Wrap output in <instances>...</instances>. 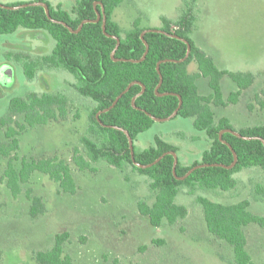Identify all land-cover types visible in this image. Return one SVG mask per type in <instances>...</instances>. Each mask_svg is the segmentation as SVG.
I'll return each mask as SVG.
<instances>
[{
  "label": "rangeland",
  "instance_id": "1",
  "mask_svg": "<svg viewBox=\"0 0 264 264\" xmlns=\"http://www.w3.org/2000/svg\"><path fill=\"white\" fill-rule=\"evenodd\" d=\"M35 1L0 0V4L12 6ZM47 1L68 11L77 2ZM188 7H193L197 16L190 34L194 44L211 56L220 70L255 77L254 84L243 91L237 104L213 107L217 120L230 119L235 131L264 125V105L254 103L264 88V0H124L112 18L124 35L138 18L143 28L161 29L164 20L176 22ZM55 46L52 36L42 30L20 28L13 34L0 35V118L13 99L30 93H63L70 101L66 120L30 128L20 137L19 157L66 160L77 185L76 194L63 193L60 185L47 175L35 173L29 184L22 186L21 194L14 197L3 181L8 160L0 155L2 264H37L34 252L52 249L56 235L65 232L70 238L64 251L72 264H234L233 249L208 232L198 198L224 205L249 201L250 211L264 216V201L257 200L254 192L256 184L264 185V169L251 167L235 173L237 187L230 191L181 187L175 202L187 207V217L174 226L165 223L161 228L153 227L138 210L140 200L152 205L156 199L149 176L135 171L131 165L121 172L100 161L93 164L95 171H80L72 163L75 147L85 155L80 140L86 135L89 114L96 105L75 91L77 78L61 68L39 71L30 81L16 58L6 56L51 55ZM188 70L197 72V63L192 62ZM197 86L203 96L212 93L209 78L199 79ZM221 88L226 100L239 90L229 76L222 79ZM157 138L176 149L182 167L201 162L211 147L206 133L195 128L192 118L177 116L170 121L155 122L138 135L134 140L135 152L142 153L155 146ZM16 165L19 168L20 162ZM29 190L33 196L41 197L46 206V212L36 219L30 215ZM244 231L253 261L264 264V229L251 224ZM156 240L163 243L154 244Z\"/></svg>",
  "mask_w": 264,
  "mask_h": 264
},
{
  "label": "trees",
  "instance_id": "2",
  "mask_svg": "<svg viewBox=\"0 0 264 264\" xmlns=\"http://www.w3.org/2000/svg\"><path fill=\"white\" fill-rule=\"evenodd\" d=\"M97 1L102 2L105 8L107 33L121 40L115 57L129 60L141 59L146 52L141 35L147 30L141 26V19L138 18L132 29L123 35L121 27L112 18L115 9L124 0H77L71 11L65 10L61 5L54 7L47 0L35 2L47 3L53 19L65 22L72 29L77 30L84 20L97 18L94 7ZM97 8L101 9V7ZM188 9L176 22L164 20V27L161 28L168 33H171L174 28L176 35L189 41L191 53L184 62H165L160 65L163 83L159 92L181 96L183 103L178 116L192 118L195 128L206 133L211 147L204 153L201 162L182 167L178 161L176 175L179 177L184 176L199 164L229 166L234 162L233 152L227 144L222 142L220 133L235 129L230 119L217 120L213 107L237 104L243 91L249 89L255 82L252 74L220 70L214 59L194 44L190 34L195 29L197 16L193 13V7ZM20 28L45 31L56 41L51 55L38 57L14 53L6 55L8 58H16L28 80H34L39 71L65 69L77 78V84L73 86L75 91L96 103L89 114L86 135L80 140L86 156L81 153L79 147H75L72 163L80 171H95L93 164L100 161L107 162L121 172L125 171L127 165H131L135 171L149 176L152 180L150 189L156 193V199L152 205L145 200H140L138 210L141 215L149 218L153 227L161 228L165 223L174 226L187 217V207L175 202L181 187L185 186L192 190L199 187L230 191L237 187L235 173L251 167L264 169L263 142L244 140L230 133H225L222 139L230 144L238 155V162L231 170L222 167L201 168L184 181H180L174 175L175 159L171 155H167L159 163L147 169L138 168L133 164L127 135L113 127L127 130L135 140L155 123L147 113L158 118H166L179 107L178 96L159 97L156 94V88L160 83L158 63L164 60L180 61L185 58L188 46L182 40L160 33H147L145 40L149 44V52L143 62H115L111 55L117 46V41L105 35L102 21L85 24L79 33H72L65 26L50 21L43 7L34 6L18 10L0 7V35L13 34ZM192 62L198 65V71L193 74L188 70ZM225 76H229L239 86V90L232 93L227 100L221 88V81ZM203 77L210 80L212 93L209 96H203L198 91L197 81ZM133 82H140L146 87L144 94L136 100L138 109L133 107L132 102L134 97L142 91V86L134 85L113 109L102 113L97 118V114L112 106ZM263 96L264 88L260 94L256 95L254 103L263 107ZM69 102V97L63 93H30L24 98L13 99L7 113L0 118V155L8 160L3 181L14 197L21 194L22 186L29 184L35 173L47 175L60 185L63 193L76 194L77 185L70 164L66 160L58 157L36 160L25 156L20 158L18 155L20 137L30 128L66 120ZM254 103L250 105L251 109ZM238 132L245 137L264 139V125L248 127ZM170 151L176 152V149L161 138H157L155 146L142 153L135 152V158L137 162L148 165ZM16 162H20L19 168ZM254 192L257 200L264 201V185L256 184ZM28 197L31 201V217L36 219L43 215L46 212L43 199L33 196L30 190ZM198 202L203 207L208 232L233 249L234 264H256L247 250L248 238L244 228L257 224L264 229V216L252 213L249 209V201L236 205H224L200 197ZM69 238L68 232L57 234L52 249L34 252L35 262L37 264H72L71 257L64 251ZM153 243L159 244L163 241L156 240ZM2 260L3 253L0 251V264Z\"/></svg>",
  "mask_w": 264,
  "mask_h": 264
},
{
  "label": "water",
  "instance_id": "3",
  "mask_svg": "<svg viewBox=\"0 0 264 264\" xmlns=\"http://www.w3.org/2000/svg\"><path fill=\"white\" fill-rule=\"evenodd\" d=\"M98 5H101V11L97 9V6H98ZM34 6H40V7H43L44 10H45V12H46V14H47V17H48V19H49L50 21H52L53 23L61 24V25L65 26V27H66L70 32H72V33H79L85 24H88V23H99V22L102 20L103 31H104L105 35H106L107 37H109V38H113V39H115V40L117 41V46H116L115 50L112 52V55H111L112 59H113L115 62H120V61H121V62H132V63H141V62H143V61L146 59V57H147V55H148V52H149V44H148L147 41L145 40V35H146L147 33H160V34H164V35H166V36H169V37H172V38H176V39L182 40L184 43H186L187 46H188V51H187V54H186L185 58H183V59L180 60V61H176V60H164V61L159 62V63H158V66H157V70H158V72H159V74H160V83H159V85H158L157 88H156V94H157V96H159V97L168 96V95H175V96H178L179 99H180L179 107H178V108H177V109H176V110H175V111H174L169 117H166V118H158V117H155V116H153V115L147 113V114H148V115H149V116H150L155 122H166V121H170V120H172L173 118H175V117L178 116V114H179V110L181 109V106H182V103H183V102H182V98H181V96H180V95H177V94H174V93H160V92H159V89H160V87H161V85H162V83H163V77H162L161 72H160V65H161L162 63H165V62H175V63H177V62H184L186 59H188V57L190 56V53H191V45H190L189 41H187L186 39L181 38V37H179L178 35H176V34H175V29H174V28H172L171 33H168V32H166V31H164V30H161V29H147V30H145V31L142 33V35H141V38H142V40H143V42H144V44H145V46H146V52L144 53L143 57H142L141 59H139V60H133V59H131V60H129V59H119V58H116L115 55H116V52H117V50H118V48H119V46H120L121 40H120L119 37L114 36V35H110V34L107 33V30H106L107 16H106V14H105V8H104L102 2H96L95 5H94V6H95L96 13H97V18L94 19V20H84V21L80 24V26H79V28H78L77 30L72 29V28H71L68 24H66L65 22H62V21H58V20L53 19L52 16H51V14H50V7H49V5H48L47 3H44V2H33V3H28V4H22V5H19V6H5V5L0 4V7H1V8H3V9H7V10H18V9H21V8L34 7ZM175 28H177V27H175ZM10 70H11V71H10V78L12 79V78H13V73H12V69H11V68H10ZM134 85H141V86H142V91H141L136 97H134L133 102H132L133 107H134L135 109H138L137 106H136V100H137L138 97H140L141 95L144 94V92H145V90H146V87H145V85H143V84L140 83V82H133V83H131V84L126 88V90H125L124 92H122V94H121V95L115 100V102L112 104V106H110L109 108H107V109H105V110L99 112V113L97 114V118H99V116H100L102 113L109 112L111 109H113V108L117 105V103L119 102V100L123 97V95H125V94L131 89V87L134 86ZM113 128H115V129H117V130H120V131L124 132V133L127 135L128 140H129V145H130V151H131L132 161H133V164H134L136 167L141 168V169L151 168V167H153L154 165H156L157 163H159V162H160L164 157H166L167 155H171V156H173L174 159H175V162H174V168H173L174 175H175L176 178H177L178 180H180V181H184V180L187 179V178H188V177H189L194 171H196V170H198V169H201V168H207V167H222V168H225V169L231 170V169H233V168L236 166V164H237V162H238V155H237V153L235 152V150L232 148V146H231L230 144H228L226 141H224V140L222 139V138H223V135H224L225 133H230V134H232V135H234V136H236V137H238V138H241V139H244V140H248V141H251V140H261V141L263 142V144H264V139H262V138H259V137H245V136H243L242 134H240L238 131H235V130H233V129L224 130V131H222V132L220 133V139L222 140V142H223L224 144H227L228 147L232 150L233 155H234V162H233L231 165H229V166L222 165V164H199V165L193 167V168H192L187 174H185L184 176L179 177V176L176 175V166H177V163H178V156H177V153H176V152H174V151L166 152V153H164L162 156H160L155 162H153V163H151V164H148V165L141 164V163H139V162L136 161V158H135V149H134V140H133V138L131 137L130 133H129L127 130H125V129H123V128H120V127H117V126H114Z\"/></svg>",
  "mask_w": 264,
  "mask_h": 264
},
{
  "label": "flooded vegetation",
  "instance_id": "4",
  "mask_svg": "<svg viewBox=\"0 0 264 264\" xmlns=\"http://www.w3.org/2000/svg\"><path fill=\"white\" fill-rule=\"evenodd\" d=\"M97 2H100V1H97ZM96 3V2H95ZM95 5V4H94ZM95 7V6H94ZM97 7H101V5H98ZM98 9V8H97ZM100 11H101V9H100ZM106 13V12H105ZM102 21V20H101Z\"/></svg>",
  "mask_w": 264,
  "mask_h": 264
},
{
  "label": "crops",
  "instance_id": "5",
  "mask_svg": "<svg viewBox=\"0 0 264 264\" xmlns=\"http://www.w3.org/2000/svg\"><path fill=\"white\" fill-rule=\"evenodd\" d=\"M189 69V68H188ZM196 73V72H195ZM191 74H193V73H191Z\"/></svg>",
  "mask_w": 264,
  "mask_h": 264
}]
</instances>
